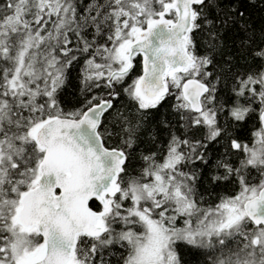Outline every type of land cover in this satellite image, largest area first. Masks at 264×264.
Listing matches in <instances>:
<instances>
[{"label": "snow or ice", "instance_id": "1", "mask_svg": "<svg viewBox=\"0 0 264 264\" xmlns=\"http://www.w3.org/2000/svg\"><path fill=\"white\" fill-rule=\"evenodd\" d=\"M0 264H264V0H0Z\"/></svg>", "mask_w": 264, "mask_h": 264}]
</instances>
